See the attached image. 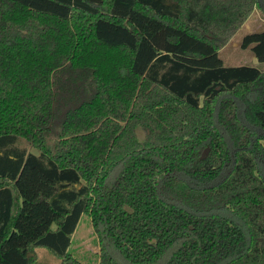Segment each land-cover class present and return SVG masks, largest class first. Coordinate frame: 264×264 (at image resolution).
I'll return each mask as SVG.
<instances>
[{"label": "trees", "instance_id": "1", "mask_svg": "<svg viewBox=\"0 0 264 264\" xmlns=\"http://www.w3.org/2000/svg\"><path fill=\"white\" fill-rule=\"evenodd\" d=\"M256 9L0 0V264H84L83 215L97 264H264Z\"/></svg>", "mask_w": 264, "mask_h": 264}, {"label": "rangeland", "instance_id": "2", "mask_svg": "<svg viewBox=\"0 0 264 264\" xmlns=\"http://www.w3.org/2000/svg\"><path fill=\"white\" fill-rule=\"evenodd\" d=\"M264 24V15L263 13L256 9L253 16L243 25V27L237 32L231 43H229L228 47L225 48L227 52H230L232 56L237 55V49L239 45V39L246 33H249L254 30H259L262 28ZM264 133V131H263ZM262 174L264 176V162L261 163ZM69 251L75 255L79 260H81L84 264H97L99 262V252H100V244L98 235L93 228L91 218L87 215H83L81 220L77 226L75 233L72 236V243L69 248ZM47 252L51 256L50 261L54 264L56 257L48 253L46 249H40V255L43 259V255ZM114 255H117L113 252ZM117 257V256H116ZM57 260V259H56ZM44 261V260H43ZM39 264H46L45 261ZM51 264V263H50Z\"/></svg>", "mask_w": 264, "mask_h": 264}, {"label": "crops", "instance_id": "3", "mask_svg": "<svg viewBox=\"0 0 264 264\" xmlns=\"http://www.w3.org/2000/svg\"><path fill=\"white\" fill-rule=\"evenodd\" d=\"M255 13V12H254ZM255 61V60H254Z\"/></svg>", "mask_w": 264, "mask_h": 264}]
</instances>
